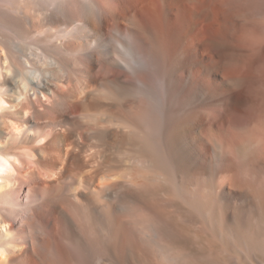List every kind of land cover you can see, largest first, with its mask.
Listing matches in <instances>:
<instances>
[{"label":"bare ground","instance_id":"1","mask_svg":"<svg viewBox=\"0 0 264 264\" xmlns=\"http://www.w3.org/2000/svg\"><path fill=\"white\" fill-rule=\"evenodd\" d=\"M0 102V264H264V0H0Z\"/></svg>","mask_w":264,"mask_h":264},{"label":"snow or ice","instance_id":"2","mask_svg":"<svg viewBox=\"0 0 264 264\" xmlns=\"http://www.w3.org/2000/svg\"><path fill=\"white\" fill-rule=\"evenodd\" d=\"M0 103H2V102H0ZM4 107H6V105H4ZM6 163V162H5ZM0 251H2V250H0Z\"/></svg>","mask_w":264,"mask_h":264}]
</instances>
